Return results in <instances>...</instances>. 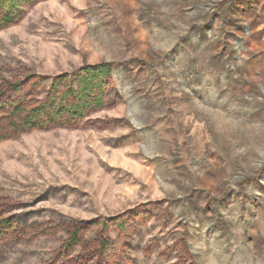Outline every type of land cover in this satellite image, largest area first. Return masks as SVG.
Masks as SVG:
<instances>
[{
    "label": "rangeland",
    "instance_id": "374dc122",
    "mask_svg": "<svg viewBox=\"0 0 264 264\" xmlns=\"http://www.w3.org/2000/svg\"><path fill=\"white\" fill-rule=\"evenodd\" d=\"M21 10L0 26V264H264V0ZM99 63L104 106L57 116L58 79Z\"/></svg>",
    "mask_w": 264,
    "mask_h": 264
},
{
    "label": "trees",
    "instance_id": "16d2710c",
    "mask_svg": "<svg viewBox=\"0 0 264 264\" xmlns=\"http://www.w3.org/2000/svg\"><path fill=\"white\" fill-rule=\"evenodd\" d=\"M28 1L0 0L1 28L16 24L22 13L21 6ZM111 73L112 65L110 63H99L83 66L74 75L73 80H67L68 75L60 77L58 79L60 82L67 81L70 85L66 92L53 99V102L56 103V106L53 107L56 115L68 114L70 117L81 119L90 111L102 108L104 106L103 87ZM56 89L57 87H55ZM68 100L73 102L70 103ZM42 109L44 106L34 112Z\"/></svg>",
    "mask_w": 264,
    "mask_h": 264
}]
</instances>
